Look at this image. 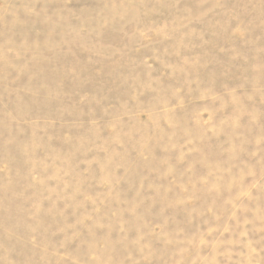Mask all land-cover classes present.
Returning <instances> with one entry per match:
<instances>
[{
  "label": "rangeland",
  "instance_id": "rangeland-1",
  "mask_svg": "<svg viewBox=\"0 0 264 264\" xmlns=\"http://www.w3.org/2000/svg\"><path fill=\"white\" fill-rule=\"evenodd\" d=\"M0 264H264V0H0Z\"/></svg>",
  "mask_w": 264,
  "mask_h": 264
}]
</instances>
